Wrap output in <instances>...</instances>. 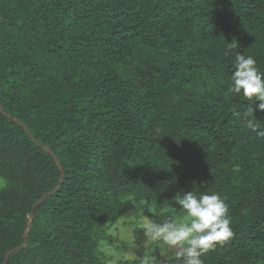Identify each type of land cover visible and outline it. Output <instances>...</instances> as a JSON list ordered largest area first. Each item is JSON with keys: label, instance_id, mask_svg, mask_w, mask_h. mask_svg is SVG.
I'll return each mask as SVG.
<instances>
[{"label": "trees", "instance_id": "1", "mask_svg": "<svg viewBox=\"0 0 264 264\" xmlns=\"http://www.w3.org/2000/svg\"><path fill=\"white\" fill-rule=\"evenodd\" d=\"M238 52L264 71V0H0V264L30 212L6 264H105L131 201L172 218L190 190L229 206L233 235L203 264H264V138L228 91Z\"/></svg>", "mask_w": 264, "mask_h": 264}, {"label": "clouds", "instance_id": "2", "mask_svg": "<svg viewBox=\"0 0 264 264\" xmlns=\"http://www.w3.org/2000/svg\"><path fill=\"white\" fill-rule=\"evenodd\" d=\"M232 47L237 48V45L234 44ZM231 70L228 91L231 95L243 97L249 102L250 107L244 114L246 127L258 137L264 138V128L256 122L252 106L255 104L256 110L264 112V71L257 67V61L253 56H245L240 52L235 56ZM171 200L175 207L184 213L182 219L170 218L168 212L173 205L168 200H165L163 208L148 207L146 199L131 201L140 216L138 227L143 233L142 245L149 252L155 246L178 249L176 256L180 259V264H203L200 259L202 255L214 249L218 243L229 240L233 235L228 215L229 206L217 193L197 194L191 190L183 194L177 192ZM166 214L167 218L156 219L157 216ZM125 222L123 212L114 217L113 222L108 225L109 234L119 233L123 230L122 225ZM107 255L110 257L107 264H121V261L126 264L129 259L134 264H155L150 254L140 257L127 256L109 249Z\"/></svg>", "mask_w": 264, "mask_h": 264}, {"label": "rangeland", "instance_id": "3", "mask_svg": "<svg viewBox=\"0 0 264 264\" xmlns=\"http://www.w3.org/2000/svg\"><path fill=\"white\" fill-rule=\"evenodd\" d=\"M5 184V180L0 177V188L4 187ZM169 209H171V207ZM183 216L184 213H182L181 215H174L172 219L180 220L183 218ZM125 217L126 222L122 225L123 230H121L119 233L112 232L111 234H109V231H107V237L100 243V252L102 253V260L105 262V264H107L108 260L110 259V257L107 255V251L109 249L115 250L118 254H124L127 256L134 255L133 249L135 248V246L132 230L133 228L138 227L140 216L134 209ZM158 217L160 218V216ZM158 217H156L157 220ZM177 251L178 249H169L163 246H155L151 250V252L145 249L144 255L150 254L155 261V264H164L167 255L176 254ZM128 261L132 260L129 259Z\"/></svg>", "mask_w": 264, "mask_h": 264}, {"label": "water", "instance_id": "4", "mask_svg": "<svg viewBox=\"0 0 264 264\" xmlns=\"http://www.w3.org/2000/svg\"><path fill=\"white\" fill-rule=\"evenodd\" d=\"M46 195H47V194H44V195H43V196H42V197H41V198L35 203V205L33 206V209L41 203V201L44 199V197H45ZM32 218H33V212H30V213L28 214V220H27V223H26V228H25V230H24V232H23V243H22L20 246H18V247H16V248H13V249L9 250V251L5 254V256H4V262H3L2 264H6V260H7L8 256H9L13 251H15V250L18 249V248H23V247H25V246L27 245V233H28V231H29V229H30V222H31Z\"/></svg>", "mask_w": 264, "mask_h": 264}]
</instances>
